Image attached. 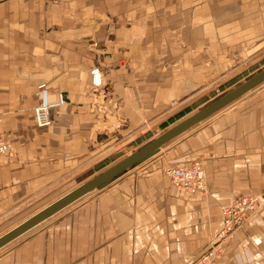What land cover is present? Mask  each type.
I'll return each mask as SVG.
<instances>
[{
    "label": "crops",
    "instance_id": "0c3cea01",
    "mask_svg": "<svg viewBox=\"0 0 264 264\" xmlns=\"http://www.w3.org/2000/svg\"><path fill=\"white\" fill-rule=\"evenodd\" d=\"M257 54L264 0H0V133L14 154L0 163V221L140 139L219 72L259 65ZM40 83L67 98L48 128L33 121ZM259 87L2 248L0 264H191L231 199L264 196ZM103 108L126 125L96 129ZM196 160L204 192L164 174ZM233 235L213 264H264V201Z\"/></svg>",
    "mask_w": 264,
    "mask_h": 264
},
{
    "label": "rangeland",
    "instance_id": "374dc122",
    "mask_svg": "<svg viewBox=\"0 0 264 264\" xmlns=\"http://www.w3.org/2000/svg\"><path fill=\"white\" fill-rule=\"evenodd\" d=\"M249 59H250V64H252V62H256V63L259 62V65L255 67L253 66L252 68L250 66L237 67L233 69H226L222 72H219L216 80H213L212 83H209V85L207 86L204 85L202 89H197L198 95H196V91L194 90L193 96L195 98H193V102L186 103V104H180V105L177 104L176 108L178 107V109L172 112L171 115L167 116L165 121H161L157 123V125L154 126L153 128L151 127L152 128L151 131L145 133L144 136L140 137V139H138L134 143L132 144L127 143L123 145L121 149H118L115 151L113 150L112 154L109 155V157H107L106 159H103L102 161L98 163L96 161L93 164L94 167L93 166L88 167L87 163L80 164L81 165L80 170L76 171L74 174H69V175H66L64 178H59L58 180H56L54 183L51 184V186L41 196H39V198H37V200H33V201H30L29 203L22 205V207L16 210L12 215H9L8 217L1 220L0 221V235L7 232L13 226L21 223L27 217L36 213L37 210L52 203L53 200L66 194V192H68L69 190L78 187L81 183L86 182L88 179L94 177L96 174L108 169L110 166H112L116 162L122 160L127 155L136 151L138 147L141 146L143 143L152 140L153 138L157 137L159 134L165 132L170 127L180 123L181 120H183L184 118L192 115L193 113H195V111L205 107L212 100L224 95V93L228 92L232 88L236 87L239 83L247 80L254 73L264 68V59L260 58L259 54L252 55L250 56ZM229 106L224 108V110H227ZM117 109L118 108L116 109L107 108L106 110H102L100 113L104 114L103 116L107 117V118L104 117L106 120V123L101 120L100 125L96 126L95 128L99 130L106 129L107 133L109 134L115 128H118V127L122 128L123 126H125L126 124L124 123L126 121L123 117H120V114H117V112L119 111ZM114 110L116 111V113L114 112ZM224 110L214 114L208 120L210 121V119H212L213 117L220 115L222 112H224ZM208 120L204 121L203 123L204 124L208 123L209 122ZM203 123H199L194 128L188 130L183 135H181V137L189 135V133L194 131L195 128H197L198 126H201ZM0 135L6 140L3 134L0 133ZM181 137H179L178 139H180ZM153 155H156V154H153ZM196 161H199V160H196ZM196 161H193V162H196ZM184 163L185 162H183L182 164ZM182 164H172L169 166L182 165ZM203 168L205 169L204 165H203ZM205 173H206V170H205ZM256 195H259L261 201H264L263 199L264 196H261L260 194H256ZM228 240L226 241V243L228 242ZM15 241L16 240H14V242ZM225 244H224V247L222 248L223 251L219 253V255L224 253ZM2 250L4 251V249H0V252H3Z\"/></svg>",
    "mask_w": 264,
    "mask_h": 264
},
{
    "label": "water",
    "instance_id": "95a60500",
    "mask_svg": "<svg viewBox=\"0 0 264 264\" xmlns=\"http://www.w3.org/2000/svg\"><path fill=\"white\" fill-rule=\"evenodd\" d=\"M264 84V68L254 73L247 80L239 83L224 95L212 100L205 107L195 111L192 115L181 120L180 123L170 127L165 132L159 134L151 141L138 147L136 151L127 155L122 160L116 162L108 169L96 174L94 177L81 183L78 187L66 192V194L52 201V203L37 210L36 213L24 219L21 223L13 226L7 232L0 235V249L8 246L23 234L36 228L38 224L52 218L71 204L81 200L87 194L108 183L111 179L123 174L125 171L136 166L140 161L151 156L152 153L160 150L169 142L181 137L185 132L194 128L201 122L208 120L214 114L224 110L239 98L252 92L254 89Z\"/></svg>",
    "mask_w": 264,
    "mask_h": 264
},
{
    "label": "built area",
    "instance_id": "2783aa9c",
    "mask_svg": "<svg viewBox=\"0 0 264 264\" xmlns=\"http://www.w3.org/2000/svg\"><path fill=\"white\" fill-rule=\"evenodd\" d=\"M35 94L38 103L33 107V121L39 128H48L53 125V113L62 108L66 103V95L57 91L52 93L46 83L37 86ZM106 110L105 108L101 109ZM14 156L10 143L0 135V163H7ZM164 174L172 182L191 193L204 192L207 187V177L203 164L199 161L184 163L182 165L169 166ZM259 195H242L240 198L231 200L222 210L223 229L219 238L191 264H213L214 259L219 256L226 241L231 238L235 230L251 217L261 204Z\"/></svg>",
    "mask_w": 264,
    "mask_h": 264
},
{
    "label": "bare ground",
    "instance_id": "6f19581e",
    "mask_svg": "<svg viewBox=\"0 0 264 264\" xmlns=\"http://www.w3.org/2000/svg\"><path fill=\"white\" fill-rule=\"evenodd\" d=\"M157 152V151H156ZM156 152H154V153H156ZM154 153H152V154H154ZM152 156V155H151ZM150 157V156H149ZM148 158V157H147Z\"/></svg>",
    "mask_w": 264,
    "mask_h": 264
}]
</instances>
